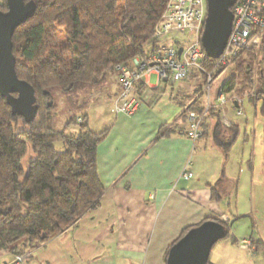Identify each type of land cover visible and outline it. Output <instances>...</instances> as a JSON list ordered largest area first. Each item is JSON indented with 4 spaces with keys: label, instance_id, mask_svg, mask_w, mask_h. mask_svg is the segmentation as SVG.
<instances>
[{
    "label": "trees",
    "instance_id": "1",
    "mask_svg": "<svg viewBox=\"0 0 264 264\" xmlns=\"http://www.w3.org/2000/svg\"><path fill=\"white\" fill-rule=\"evenodd\" d=\"M168 1L27 0L36 5V12L15 31L13 54L18 78L34 88L38 112L27 122L13 114L0 95V253L26 255L99 208L105 187L98 173L97 150L110 129H90L88 103L82 98L106 83L118 65L130 66L136 58L148 62L159 51L155 28ZM6 2L0 0L3 12L7 11ZM261 50L260 61L254 60L253 51L233 61L235 74L221 84L222 92L236 93L245 100V94L254 91L256 101L264 98V48ZM216 62L204 54V71L191 80L200 82L181 115L183 121L190 112L206 111L200 103L203 96L198 95ZM53 89L65 97L73 112L63 131L55 130L53 118L47 115L56 108ZM138 90L141 96L144 83ZM216 113L209 109L205 121ZM173 126L161 128L159 136L170 135ZM73 127L77 131L67 133ZM59 142L64 145L62 151L55 147ZM214 220L225 227V239L229 238L230 224ZM193 228L186 229L175 243Z\"/></svg>",
    "mask_w": 264,
    "mask_h": 264
},
{
    "label": "crops",
    "instance_id": "2",
    "mask_svg": "<svg viewBox=\"0 0 264 264\" xmlns=\"http://www.w3.org/2000/svg\"><path fill=\"white\" fill-rule=\"evenodd\" d=\"M154 75L145 76L143 105L132 117L111 113L118 79L106 92L98 91L104 100L96 104L108 107L111 117L104 129L110 131L97 150L105 187L101 204L68 231L29 251L23 264H167L169 249L186 229L214 219L230 224V237L215 245L211 264H264V145L260 140L248 155H238L236 147L241 126L248 122L245 100V117H238L235 103L228 102V125L221 113L211 115L203 137L193 141L183 135L187 121L181 115L189 100L179 90H186V84L182 89L152 83ZM220 86L201 99L202 106L216 101ZM165 97L172 103H162ZM165 126H173V132L160 137ZM248 140L245 131L243 142ZM186 172L193 177L184 180ZM241 240H250L251 246L242 249ZM15 257L3 251L0 264H15Z\"/></svg>",
    "mask_w": 264,
    "mask_h": 264
},
{
    "label": "built area",
    "instance_id": "3",
    "mask_svg": "<svg viewBox=\"0 0 264 264\" xmlns=\"http://www.w3.org/2000/svg\"><path fill=\"white\" fill-rule=\"evenodd\" d=\"M234 22L228 46L224 54L217 59L214 69L208 74L206 84L202 87L198 97H209L214 82L233 61L241 54L249 51L257 53L264 46V0H237L232 8ZM207 17L206 0H169L162 19L155 28V37L158 39L159 51L151 55L148 62L136 58L130 66L118 65L116 73L119 76L120 92L113 100L111 109L114 115L133 116L141 107L143 100L138 94V88L145 80V76L156 74L159 81H171L172 84L182 88L184 83L194 79L204 71L202 60L204 52L201 45V37ZM176 35L191 36L187 46L179 43ZM183 49L179 56V50ZM223 69L220 74H217ZM183 89V88H182ZM192 94L195 88L186 89ZM183 89L179 93L185 92ZM227 95L220 87L217 99L214 103L205 104L206 111L201 114L190 112L187 118V126L183 129V135L196 141L203 137V123L206 112L214 108L223 115L224 123L228 125L225 114V105L235 103L236 115L245 117L244 98ZM79 121H81L79 119ZM192 173H183L182 178L189 180ZM241 248H249L250 240L239 241ZM28 254L15 257V264H23Z\"/></svg>",
    "mask_w": 264,
    "mask_h": 264
},
{
    "label": "water",
    "instance_id": "4",
    "mask_svg": "<svg viewBox=\"0 0 264 264\" xmlns=\"http://www.w3.org/2000/svg\"><path fill=\"white\" fill-rule=\"evenodd\" d=\"M236 1L206 0L207 17L201 45L211 60L219 59L228 46ZM6 5V12L0 10V95L6 98L13 114L31 122L38 112L37 99L34 88L18 78L12 39L15 31L34 16L36 5L27 0H7ZM182 51L179 50V56ZM225 237L226 229L221 223L205 221L171 247L167 264H208L213 248Z\"/></svg>",
    "mask_w": 264,
    "mask_h": 264
},
{
    "label": "rangeland",
    "instance_id": "5",
    "mask_svg": "<svg viewBox=\"0 0 264 264\" xmlns=\"http://www.w3.org/2000/svg\"><path fill=\"white\" fill-rule=\"evenodd\" d=\"M175 39L183 44V46H187L188 41H190L192 38L191 36H185V35H176ZM264 48V47H263ZM261 50V49H260ZM262 53L257 52L254 53L253 57L254 60L260 61L262 58ZM246 57V56H245ZM236 64V63H235ZM235 64L229 66L226 71H224L221 75H219L214 82V85L212 87V91L214 92L216 87L219 84H222L225 82L227 79H231L234 76V70H235ZM118 79L117 74L115 73L112 75L110 78H108L107 82L104 83L102 86H99L98 88L91 89V91L88 93L87 96H83V101H86L88 103V113L91 116V129L95 132H100L104 130L111 121V117L109 114V109L108 107H102L98 106L96 104V101L98 100L103 101V96L98 95L100 91H105L106 92V86L111 82L115 81ZM151 82L152 83H158V77L157 76H152L151 77ZM186 84L187 88L186 89H193L195 88V84L193 81H188ZM99 91V92H98ZM52 102L56 104V108L53 110L47 111V115H50L53 120L52 124L55 130L57 131H63L66 128L67 123L69 122L70 118L73 116V112L70 108V106L67 104V101L64 96H62L57 89H53L52 91ZM188 95V100L192 99V92H184V94ZM247 95V98L245 99V111L248 116V122L246 124L248 127L246 128L245 125L241 126V131H240V138L239 141L236 145L237 147V154H249L252 149H254V146H257V142L260 143V140L262 144L264 145V122H261L260 120L264 121V98L261 99L260 101H256L257 95L254 93V91H250L249 94ZM237 96L236 93H232L230 97ZM254 101V103L252 102ZM162 103H172L168 97H165L163 99ZM113 104V103H112ZM93 109H95L93 111ZM112 109V107H111ZM256 110H257V116L256 118ZM112 113V112H111ZM98 114V115H97ZM107 116V117H106ZM103 119V120H102ZM71 131H67V133H72L77 131V128L73 127L70 129ZM245 131H247L249 140L248 142L244 143V135ZM256 133V134H255ZM261 134L263 136L261 137ZM56 149L59 151L64 150V145L62 142H59L55 145ZM31 160V155L27 157L26 161L24 162V165L26 166L28 162ZM244 249V248H242ZM26 261V260H25Z\"/></svg>",
    "mask_w": 264,
    "mask_h": 264
}]
</instances>
